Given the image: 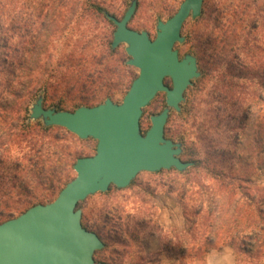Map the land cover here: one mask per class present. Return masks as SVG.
Returning <instances> with one entry per match:
<instances>
[{"label":"rangeland","instance_id":"obj_1","mask_svg":"<svg viewBox=\"0 0 264 264\" xmlns=\"http://www.w3.org/2000/svg\"><path fill=\"white\" fill-rule=\"evenodd\" d=\"M97 1L119 19L132 0ZM136 1V9L128 27L137 32L144 31L153 39L157 23L172 17L184 0ZM223 1L203 0L201 11L215 10ZM5 3L6 13L0 17V36L6 37L9 45L17 42L20 35L17 33L16 37V32L12 30L15 11L19 12L22 24L27 18L28 7H35L48 16L46 20L51 29L43 33L41 31L44 36L40 38V44L45 48L37 60L34 55H30L24 65L42 79L66 72L65 64L72 49L80 50L91 33L88 26L93 28L96 39L93 40L94 47L86 49V52L95 56L99 54L97 43L101 32L111 28L102 17L88 11L87 0H5ZM43 14L34 15L33 29L44 20ZM211 17L205 15L201 19L188 17L185 20L181 29L184 40L174 47L179 58L186 54L194 56L196 38L212 29ZM33 29L28 30L30 33H24V41L37 33V29L36 32ZM236 31L241 34L239 47L242 51L240 56L244 57L242 63L257 73L261 63H257L255 53L258 50L254 45L255 40H263L264 33L262 30L249 32L247 29L242 32L240 28ZM78 40L79 43H76ZM122 50L125 52L124 44L119 45V51ZM247 52L256 55L252 61L246 56ZM8 55V60L0 64V127L4 129L0 132V223L17 217L33 203L51 202L57 195V189L75 177L70 166V154L75 151L82 157H88L95 153L96 148V141L92 138L71 141L61 130L48 133L40 130L37 122H42L29 118L30 108L36 99L42 97L43 107L59 104L65 110H70L73 109L75 93H59L55 98L46 97L43 101L42 89L35 92V88H32L30 92L24 90L19 79L12 80L9 72L12 53ZM234 65L230 67L225 64L217 70H209V74L195 84V90L189 89L184 96L182 104L189 97L191 108L181 116H171V130L178 140L173 142L183 139V144L180 142V159L200 161L197 166L188 167L182 172L175 169L141 172L126 188L111 186L106 192L90 195L78 204L81 224L89 231L95 230L106 242V247L94 253L96 262L180 264L183 260L190 264H206V255L192 251L187 254L191 258L182 257L174 250L166 252L164 246L169 243L176 247L203 243L205 235L210 232L217 235L214 245H220L223 234L219 232H226L231 221V204H236L239 215L247 213L246 208L243 210L246 200L237 193L231 197L229 189L221 187L210 173L212 169L224 172L241 169L258 186L264 182V85L257 74L251 78L238 79L235 76L238 67ZM132 74V77L137 76L138 70L132 68ZM228 79L230 83H227ZM130 81L131 77H124V86L114 90L110 99L115 104L122 102ZM170 84L167 82V85ZM164 99L160 94L143 109L140 121L142 131L150 127L149 118L160 112ZM199 126L206 130V136L203 137L211 141L210 146L207 143L208 147L200 140ZM182 154L185 156L181 157ZM200 207L202 211L194 216L193 213ZM209 209L215 211L212 231L200 222L206 219L205 211ZM187 218L195 220V232L184 237L186 227L190 225ZM140 221H145L144 226L139 224ZM204 228L206 232L203 234ZM114 237L118 239L117 242L113 241ZM234 255L236 258L235 251ZM249 263L246 257L237 259V264Z\"/></svg>","mask_w":264,"mask_h":264},{"label":"water","instance_id":"obj_2","mask_svg":"<svg viewBox=\"0 0 264 264\" xmlns=\"http://www.w3.org/2000/svg\"><path fill=\"white\" fill-rule=\"evenodd\" d=\"M202 3L184 0L172 17L157 23L153 39L128 27L136 0L122 18L107 15L115 25L112 48L124 44L126 64L138 70L120 104L106 98L93 107L64 111L43 107L41 96L32 104L31 120L62 127L79 139L92 138L96 148L92 156L76 160L75 177L53 201L36 204L0 223V264H105L93 258L104 244L82 226L78 204L111 185L126 188L141 172L171 168L182 172L192 165L180 159L181 143L166 139L164 128L170 111L180 112L186 89L200 75L195 56L179 58L174 47L184 40L185 20L197 18ZM158 93L164 94L165 107L150 116V127L143 133V109Z\"/></svg>","mask_w":264,"mask_h":264},{"label":"trees","instance_id":"obj_3","mask_svg":"<svg viewBox=\"0 0 264 264\" xmlns=\"http://www.w3.org/2000/svg\"><path fill=\"white\" fill-rule=\"evenodd\" d=\"M36 1L49 2L53 0ZM5 5V0H0V17L3 13H6ZM87 8L88 11L92 13V15L102 17L112 29L109 28L104 32H101V36L97 43V46L99 45V54L98 56H95L94 54L88 55L86 52V49H92V47H94L93 44L95 42L93 40L96 39V35L93 34V28L91 26H88V29L91 33L88 35L87 39H85V42L83 40L84 44H82L80 50L79 48L72 49L71 55L67 60V63L65 64L66 72L60 74V76L51 74L52 76H49V79L47 77H45V79H42V77L39 78V76L34 75L33 70H31L30 68L28 69L24 66L28 62V58L30 55H34L35 60H37L38 57L42 54L41 52L45 48L44 45L41 46L40 38L44 36V34H42L44 31L50 30L51 28L50 24L46 20L48 16L43 14V11L39 12L35 7H28L26 10L27 18L25 19L23 24L21 23L22 18L19 16V12L15 11L13 13L15 15L12 19V22L14 23V25H12V30L16 32V37L17 33L20 34L18 35V41H15L12 45H9L8 39L4 36H0V64L5 63L9 57L8 54L12 53V61H10L9 72L13 78L12 80L19 79V84L23 85L24 90L32 92V88H35L36 92L42 89L43 101L46 100V97L48 99L55 98L59 93L67 95L73 92L75 93V101L72 103L73 109L65 110V108L61 107L59 104L51 105L45 108L51 107L56 110L64 109V111H74L81 106L93 107L102 103L106 98L112 97L113 93L115 92L114 90L123 87L124 77H131L129 85H127V88H125L126 92L128 91L132 81L136 78V76L132 77L133 67L126 64V61L128 60L126 53L123 50L120 52L119 46L115 49H113L111 46L113 33L115 31V25L110 19L107 18V15H110L114 18H116V16L110 14L107 8L102 6L97 0H87ZM40 14L44 15V20L39 22V27L33 29V27L35 26L34 15L40 16ZM205 15H207L208 17L212 16L210 18V27L212 29L206 30V32L200 34L196 38L197 41L196 45L193 47V54L197 59L200 75L195 80V82H193L192 85L186 89L184 96L189 89L195 90V88L197 87V85L195 84L200 82L205 75H208L209 70H217L225 64L230 65V67L235 66L234 64L237 65L238 69H235V76L238 79L251 78L252 75L257 74L262 82V85H264V38L263 40H255L256 45H254V48L258 50V54L255 53L257 55V63H261V65H258L257 73H254L251 70L252 68L250 69L246 64L242 63L244 57L240 56V52L242 51H240L239 47L241 34L236 31L240 28L242 32L246 31L247 29L249 30V32L262 30L264 33V0H224L220 6L216 7L215 10L202 9L197 19H201ZM1 28L2 25L0 24V29ZM32 29L35 32L37 29V33L33 37H31L30 40L24 41V33H30ZM76 43H79V40ZM77 55L79 56L76 57ZM256 55H254V52H247L246 54V56L250 57V61H252L254 59V56ZM228 80L229 81H227V83H230V79ZM167 82L170 81L168 80ZM160 94H162L164 97L163 93H158L156 97H158ZM164 107L165 99L163 100V108ZM190 108L191 100L189 99V97H187L184 104L181 105L180 113L176 114L173 111H170L164 128V137L166 139L178 141L176 139V136L174 135V132L171 130L173 126L171 125V116H181ZM162 109L160 110V112L162 111ZM37 125L40 127V130L42 132L48 133L52 130H61L68 136L69 139H71V141L80 140L76 135L68 132L62 127L43 126L39 122H37ZM199 128L198 135L200 136V140L204 144H206V147H208L207 143L210 146L211 141L208 140V138L207 141L203 137V135L206 136L205 128L201 126H199ZM3 131L4 129L1 126L0 132ZM145 131L142 132L144 133ZM180 142L183 144V139H181ZM182 156L185 155L182 154L181 157ZM69 157L71 159L70 166L73 170L74 163L77 159L82 158V156L78 155L74 151L70 154ZM182 161L192 163V168L197 166L200 162L189 158H182ZM170 170L174 169H162L158 172ZM210 173L214 175V178L218 182H220L221 187L229 189V195L231 197L237 193L244 200H246V202L243 204V210L246 208L247 213H245L244 215H239V213L237 212L236 204H234L235 206H232L231 204V221L229 226L227 227L226 232H219L220 235L223 234V239L220 245H214L217 235L210 232L205 235L203 243H192L190 246L184 244L183 247H180L179 245V247H176V245L174 246L169 243V245L167 244L164 246L165 251L170 252L174 250L177 251V253L182 257L186 256L191 258L192 256H187L188 252L194 251L204 256L210 250L228 246L234 249V251L236 252V261L237 259L246 257V259L250 262L249 264H264V182L260 186H258L256 183L251 182L249 177L246 176V173L241 169H230L227 172H224L223 170L214 171L212 169L210 170ZM69 181L70 180H67L63 184L62 188ZM62 188L57 189V195ZM185 196L186 195L184 192L183 197L185 198ZM231 197H229V199H231ZM36 204L38 203H33L28 208ZM201 211L202 208L200 207V210L193 213L194 216H198ZM205 212L207 214V217L206 219H202L200 221L201 225L206 224V228H209V230L212 231V224L214 222L213 213L215 211L209 209ZM187 220L190 225L186 227L184 237H187L188 235L191 236L192 232H195V220L189 218H187ZM144 223L145 221H140L139 224L141 226H144ZM82 226L85 229L89 230L85 225L82 224ZM206 228H204L203 234L204 232H206ZM93 231L103 242L104 247H106V242L103 241L101 236L97 232H95V230H92V232ZM187 240L190 242L189 239ZM113 241L117 242L118 239L114 237ZM180 264L190 263L182 260L180 261Z\"/></svg>","mask_w":264,"mask_h":264},{"label":"crops","instance_id":"obj_4","mask_svg":"<svg viewBox=\"0 0 264 264\" xmlns=\"http://www.w3.org/2000/svg\"><path fill=\"white\" fill-rule=\"evenodd\" d=\"M206 264H237L234 250L228 246L210 250L206 254Z\"/></svg>","mask_w":264,"mask_h":264}]
</instances>
